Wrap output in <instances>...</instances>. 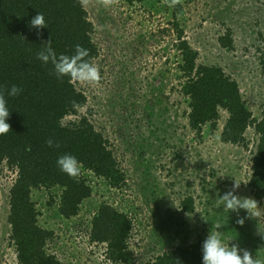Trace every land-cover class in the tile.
Returning <instances> with one entry per match:
<instances>
[{
  "label": "rangeland",
  "instance_id": "rangeland-1",
  "mask_svg": "<svg viewBox=\"0 0 264 264\" xmlns=\"http://www.w3.org/2000/svg\"><path fill=\"white\" fill-rule=\"evenodd\" d=\"M177 6L169 7L165 0H119L111 7L89 0L84 6L100 49L95 64L101 81L77 83L87 97L80 112L109 140L127 181L117 190L85 173L92 196L68 221L55 216L57 205L46 204L45 192L33 194L39 224L54 232L49 252L65 264H115L104 246L89 240L90 221L103 203L126 211L133 222L132 257L129 263L116 264H145L210 231L264 259V203L254 198L249 186L258 138L251 129L247 148L221 143L228 118L224 110L216 131L205 126L199 138L190 128L178 69L182 54L172 25L178 22L184 30V39L199 53V64L221 67L236 80L253 117L261 119L264 0H181ZM228 30L234 39L232 51L218 42ZM9 178L0 167V264H17L10 245ZM235 182L240 183L236 195L258 202V217H249L245 210L228 211L219 202ZM186 198L194 200L193 214L182 210ZM238 216L244 218L243 225L236 222Z\"/></svg>",
  "mask_w": 264,
  "mask_h": 264
},
{
  "label": "trees",
  "instance_id": "trees-1",
  "mask_svg": "<svg viewBox=\"0 0 264 264\" xmlns=\"http://www.w3.org/2000/svg\"><path fill=\"white\" fill-rule=\"evenodd\" d=\"M39 12L44 14L47 27L39 30L42 35L38 37L37 29L30 28L29 22ZM172 25L182 54L178 69L190 128L199 138L205 126L216 131L224 110L228 118L220 134L221 143L247 148L246 135L254 130L258 141L249 186L254 198L264 203V111L261 119L254 118L236 80L221 67L199 64V53L184 39V30L178 22ZM93 33L94 25L79 0H0V88L17 85L23 89L14 97L6 94L10 111L6 122L11 131L0 135V167L10 175L8 222L17 264H65L49 252L54 232L39 224L41 213L33 194L45 192L46 204L57 205L55 216L68 221L79 215L82 204L92 196L93 189L85 173L112 189L126 186V175L109 140L80 112L87 105L84 90L69 77L57 79L51 74L50 63L45 65L36 59L42 42L51 39L58 56L73 55L79 44L89 50L86 59L95 64L100 49ZM218 42L223 49L234 50L231 30L220 36ZM72 101L80 107L73 108ZM49 138L59 141L60 147H49L46 144ZM66 153L81 162L77 178L69 177L57 166L58 157ZM182 210L193 214L194 200H183ZM132 232L133 222L128 213L103 203L90 221L89 240L104 246L111 262L129 263ZM206 238L175 246L145 264H203L202 244Z\"/></svg>",
  "mask_w": 264,
  "mask_h": 264
},
{
  "label": "clouds",
  "instance_id": "clouds-1",
  "mask_svg": "<svg viewBox=\"0 0 264 264\" xmlns=\"http://www.w3.org/2000/svg\"><path fill=\"white\" fill-rule=\"evenodd\" d=\"M97 2L104 7H111L117 5L119 0H97ZM181 0H165L169 7H175ZM81 6H87L89 0H79ZM30 28L37 29V36L42 33L39 31L47 27L44 14L39 12L30 22ZM43 47L36 53V59L43 64L52 65V73L57 79L69 77L72 81H77L83 84L94 85L101 81L100 68L97 64L92 63L86 57L89 56V50L81 45L75 46V53L71 56L60 54L59 56L52 48L51 39L42 42ZM23 89L17 85H12L10 89L0 88V135L11 131V125L6 122L10 116V111L7 108V96H17ZM72 107L78 109L80 105L76 101L71 102ZM49 147H60L59 141H54L52 138L46 140ZM58 168L71 178L79 177L81 173V162L75 155L66 153L57 159ZM240 187V183L235 182L231 190L225 192L219 197V202L224 205L228 211L239 213L240 210H245L249 217H258L260 212L258 209V202L255 199L248 197H240L235 193ZM243 225L244 218L236 221ZM261 235H264L261 233ZM242 252V255L240 254ZM202 260L203 264H264V259L253 258L250 251L241 249L239 245L225 243L220 233L210 231L207 238L202 244Z\"/></svg>",
  "mask_w": 264,
  "mask_h": 264
}]
</instances>
